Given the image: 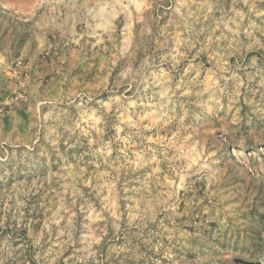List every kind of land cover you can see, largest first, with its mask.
<instances>
[{
    "label": "clouds",
    "instance_id": "obj_1",
    "mask_svg": "<svg viewBox=\"0 0 264 264\" xmlns=\"http://www.w3.org/2000/svg\"><path fill=\"white\" fill-rule=\"evenodd\" d=\"M0 5V264H264V0Z\"/></svg>",
    "mask_w": 264,
    "mask_h": 264
},
{
    "label": "rangeland",
    "instance_id": "obj_2",
    "mask_svg": "<svg viewBox=\"0 0 264 264\" xmlns=\"http://www.w3.org/2000/svg\"><path fill=\"white\" fill-rule=\"evenodd\" d=\"M18 15H20V13H15L13 9L4 8L2 5H0V26H3L5 23L9 26L15 25L17 23H20L22 26H26L30 23L27 19H25L22 22H18L16 19ZM6 34L7 32H5V35ZM27 38H28L27 33H21L17 37V39L19 40L21 44H23L27 40ZM48 39L52 40V37L49 36ZM175 46L176 45L174 44L173 47L175 48ZM230 62H234V61H230ZM205 63H206V60H205ZM52 64H53V56L51 54L48 56L41 55L37 60V64H34L31 69V71L33 72V75H35L36 73L41 74L40 75L41 91L43 92L45 89H47L49 94L52 96H55L57 91H59L61 88H65L66 86H68V81L66 77H78L79 79H82L83 81L87 83L98 85L100 83V78L107 75V72L101 69V62H100L99 57H97L95 60L85 61L83 64L79 62L75 64L66 62L64 65L61 66L60 72H57L52 67ZM206 66H210V65H207L206 63ZM183 67H184V62L181 63L180 69H183ZM118 70H119V63H117V65L115 66L113 74H115V72ZM108 83L109 85H111L112 83L111 77H109ZM173 83H175V79L173 80ZM0 84H4V86L6 87V84L4 81L0 80ZM135 91L136 89L133 88L131 89V91L127 93V95L132 96V93ZM148 91H149V94L158 93L159 88L156 86H153V88L149 89ZM6 95L14 97V93L10 91L6 92ZM0 107H3L2 101H0ZM4 110L7 111L8 110L7 107H4ZM19 115H21L22 117H24L25 120H27V116L25 112L21 111ZM4 122L5 124H8V119L6 118ZM170 127H172V125H167L165 129L160 130L161 140L165 138L164 134L167 128H170ZM21 131H23V128H21ZM151 131L155 132L156 129L153 128ZM81 138L85 139L84 137H81ZM152 139H156V137H152ZM153 147H159V146L153 145ZM77 150L78 149L74 148V149H70L69 151L75 152ZM156 159H157V162L152 165V168L157 172V174H159L160 176H163L166 170V164L163 163L162 155L160 153L157 154ZM0 163L8 165L9 168L11 167L8 161H0ZM141 171H147V169H142ZM0 191H2V189H0ZM32 199L34 200L35 198H32ZM181 207H183V205Z\"/></svg>",
    "mask_w": 264,
    "mask_h": 264
}]
</instances>
